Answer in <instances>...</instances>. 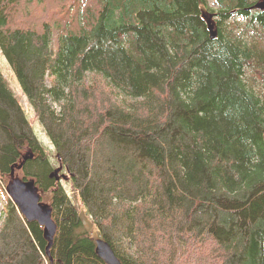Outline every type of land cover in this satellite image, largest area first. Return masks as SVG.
Returning a JSON list of instances; mask_svg holds the SVG:
<instances>
[{"label":"trees","instance_id":"obj_1","mask_svg":"<svg viewBox=\"0 0 264 264\" xmlns=\"http://www.w3.org/2000/svg\"><path fill=\"white\" fill-rule=\"evenodd\" d=\"M73 1L0 0V50L100 237L121 264H264L257 0ZM16 96L0 71V264H105ZM22 160L58 227L49 256L6 190Z\"/></svg>","mask_w":264,"mask_h":264},{"label":"rangeland","instance_id":"obj_2","mask_svg":"<svg viewBox=\"0 0 264 264\" xmlns=\"http://www.w3.org/2000/svg\"><path fill=\"white\" fill-rule=\"evenodd\" d=\"M65 3H74V1L73 0H53L51 2H47V0H46V2L42 5V8L47 9L45 16L50 17V13L48 12V4L50 5L49 10H51L54 14L58 10V8L60 6H64ZM31 10H32V12L38 11L37 14H33V20H32L33 24H37L36 21H39L40 19H42L44 17V14L41 12L42 9H38L37 7L36 8L32 7ZM38 18H39V20H37ZM43 20H45V19H43ZM26 22L28 23L29 20H27ZM33 24H31V25H33ZM209 24H210V21H209ZM239 27H240V25H237L236 23H233L230 25V28L233 31L238 30ZM210 33L213 34V31H210ZM248 37L253 38L254 41L258 44V41L264 40V31L259 29V28H256V32H254L253 34L250 33V35ZM0 71L3 75V77L7 80L9 86L12 88L13 92L17 95L16 98H17L19 104L21 105V107L23 108V110L25 111L26 117H27L29 123L31 124L36 137L43 144V146L49 151L47 153L50 155V158H51V160H50L51 168L53 169V168L59 166L58 165L59 161L56 159L55 149H54L53 145L51 144L49 138L46 136V133L43 131V128L40 125L39 121L36 119V117L34 116L32 111L30 110V105L28 104L25 95L19 89V85H18V82L15 78V75L13 74L11 67L8 64L6 58L3 55V53L1 52V50H0ZM49 83H50V81H48V84ZM105 90L108 92V89L106 86H105ZM118 93L121 94V92L116 91L115 97L120 99L119 98L120 95ZM100 94L103 95V92L102 93L98 92V95H100ZM121 95H123V94H121ZM54 170H52L50 172L53 173ZM61 172H60L61 175L59 173H57V176L59 178L58 182L63 187L66 195L71 199V204L73 203L72 205L75 206L76 212L79 214V217H80L79 219L81 220V225L75 227V229L77 231L80 229L85 230L88 234H90L92 237H94V241H95V239L97 237H100L97 225L93 222L92 217L87 212L80 196L72 188L71 183L69 182V178L63 177L62 174L67 175V171L65 169H63ZM16 173L20 177H22V174L20 171H18ZM53 177H55V176H53ZM26 178H29V176ZM2 199H3V197L0 195V210H1V214L4 216V214L6 212H5L4 207H3L5 205H4V201ZM42 201L48 203L47 198H42ZM51 214H52V212H51ZM44 264H47V263L44 262Z\"/></svg>","mask_w":264,"mask_h":264},{"label":"water","instance_id":"obj_3","mask_svg":"<svg viewBox=\"0 0 264 264\" xmlns=\"http://www.w3.org/2000/svg\"><path fill=\"white\" fill-rule=\"evenodd\" d=\"M253 7L264 10V0L257 1ZM29 156H32V153H29ZM22 163L23 160L11 166L6 190L19 212L27 221H36L40 226H43L42 234L47 243L45 247L46 254L49 256V250L56 232V223L51 216L52 208L49 204L41 201V191L35 184L34 179L24 180L14 174V170L19 169ZM61 168L62 163L49 176H55L57 179V173ZM94 251L105 264H121L111 250L109 243L103 238L95 239Z\"/></svg>","mask_w":264,"mask_h":264},{"label":"bare ground","instance_id":"obj_4","mask_svg":"<svg viewBox=\"0 0 264 264\" xmlns=\"http://www.w3.org/2000/svg\"><path fill=\"white\" fill-rule=\"evenodd\" d=\"M47 136V135H46ZM26 159V158H25ZM24 161V160H23ZM62 173V172H61ZM62 178V177H61ZM52 215V214H51ZM53 219V218H52ZM57 228V227H56ZM57 230V229H56ZM111 248V247H110ZM111 250H112V248H111ZM113 251V250H112ZM46 253V252H45ZM114 253V252H113ZM115 255V254H114ZM118 259V258H117ZM119 260V259H118Z\"/></svg>","mask_w":264,"mask_h":264}]
</instances>
